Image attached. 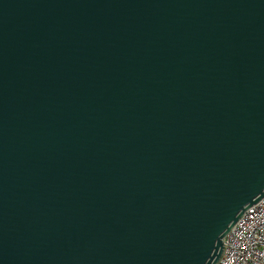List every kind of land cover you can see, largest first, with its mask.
Returning <instances> with one entry per match:
<instances>
[{
    "label": "water",
    "instance_id": "1",
    "mask_svg": "<svg viewBox=\"0 0 264 264\" xmlns=\"http://www.w3.org/2000/svg\"><path fill=\"white\" fill-rule=\"evenodd\" d=\"M264 198V0H0V264H218Z\"/></svg>",
    "mask_w": 264,
    "mask_h": 264
},
{
    "label": "built area",
    "instance_id": "2",
    "mask_svg": "<svg viewBox=\"0 0 264 264\" xmlns=\"http://www.w3.org/2000/svg\"><path fill=\"white\" fill-rule=\"evenodd\" d=\"M224 245L218 264H264V198L244 213Z\"/></svg>",
    "mask_w": 264,
    "mask_h": 264
}]
</instances>
